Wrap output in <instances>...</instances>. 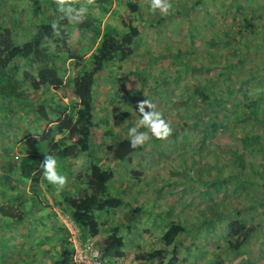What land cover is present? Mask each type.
I'll list each match as a JSON object with an SVG mask.
<instances>
[{"label":"rangeland","instance_id":"374dc122","mask_svg":"<svg viewBox=\"0 0 264 264\" xmlns=\"http://www.w3.org/2000/svg\"><path fill=\"white\" fill-rule=\"evenodd\" d=\"M37 1L41 7L34 12ZM135 2L139 6L137 13H131L123 4L112 3L101 18L100 27L106 23L120 29L125 24L136 25L140 37L136 40L132 56L123 64L109 67L99 75L94 90V114L98 124L95 152L103 166L114 167L116 176L111 184L112 193L142 207L144 212L125 240L124 259L132 264H146L136 260V256L165 249L160 238L166 223L179 221L186 228L185 234L177 241L179 264H237L239 260L264 264V243L261 241L264 242V211H242L253 202L255 190L245 192L238 181L203 190L210 180L220 179L221 176L231 175L245 180L243 174L237 172L239 168L229 163L232 147H241L240 123L229 115L228 127L224 126V130L207 138L200 129L206 116L196 114L200 105L191 99L192 88L197 84L212 82L213 90L224 89L225 83L216 77L233 63L237 67L233 78L235 82L247 80L244 89L250 96H257L262 91L264 0H170L172 10L167 16L159 12L150 13V0ZM53 5L52 8L46 0H0V25L17 23L14 30L16 35L20 27L30 26L33 20H55L60 13L56 2ZM237 6L242 8L239 10ZM97 10H89L83 18L98 23ZM248 17H252L256 23L253 33L244 29ZM70 26L67 29L71 33L68 41L74 45L78 35L74 26ZM229 29L241 38L239 43H225ZM20 35L16 36L21 40L24 33ZM88 43V39H85L84 46L87 47ZM233 48L241 56L234 53ZM239 58L244 60L242 65L237 63ZM208 65L211 67L206 69ZM65 69V79L74 75L71 62L65 63ZM143 78L146 81L142 86ZM123 84H128L123 99L118 96L120 101H113L114 91L123 88ZM137 89L140 91L137 92ZM43 95L64 107L73 101L69 86L58 91L50 90ZM40 96L38 92L30 98L34 102ZM146 100L155 106L153 110L163 113L173 129L172 134L166 139H151L129 161L115 163L111 153L104 151L105 146L115 142L105 135V130L111 129L119 138H130L128 129L139 126L141 115L138 106ZM262 100L264 104V98ZM18 103L22 102L0 98V159L11 160L23 154H39L36 139L40 132L48 128L46 123L37 121L31 111ZM145 111L149 109L145 108ZM125 113L130 116V122L125 120ZM242 158L247 164L246 173L257 181V193L264 194V152L254 155L244 153ZM65 165L58 163L57 171L63 174ZM252 167L259 168L262 178L252 174ZM43 181L46 183L45 177ZM47 184L50 187L39 184L33 191L26 183L15 192L6 190L0 184V206L20 194L21 200L27 202L24 210L30 207L31 218L46 214L45 209L35 206L38 203L45 205L49 214L52 213L46 214L44 226L38 221H31L26 225L0 227V239H7V242L0 243V264H51L63 247V239L67 238L68 242L75 239L76 229L53 201V197L59 198V191L72 192L75 185L71 179L63 189L48 181ZM239 210L241 213L238 217L235 212ZM124 212L125 209L112 212L114 223L122 218ZM236 217L244 218L247 227L255 228L239 252L228 248L227 233L222 226L225 221H233ZM202 221H208L210 225L203 227ZM35 226L38 228L35 229ZM101 239L102 235L93 240L100 246Z\"/></svg>","mask_w":264,"mask_h":264},{"label":"trees","instance_id":"16d2710c","mask_svg":"<svg viewBox=\"0 0 264 264\" xmlns=\"http://www.w3.org/2000/svg\"><path fill=\"white\" fill-rule=\"evenodd\" d=\"M46 2L52 8L53 3L57 4V0H46ZM72 2L77 6L86 5L89 10L98 9L96 19L98 23L85 18L76 23L62 20L59 28L54 29L52 24L59 20L60 15L55 20L42 19L38 22L33 20L30 26H22L18 29L20 32L16 35L21 36L20 34L24 33L21 40L14 32L15 26H18L17 23L11 26L0 25V98L22 102L18 104L27 111H31L37 121L48 125V128L40 132L36 139L39 154L28 153L11 160L4 157L0 159V165H5L4 168H0V184L11 192L20 190V186L26 183L33 191L39 184L50 187L47 181L46 183L43 181L42 164L46 155L53 156L57 164H66L63 175L67 176L68 181L71 179L75 185L72 192L59 191V198L53 197V201L60 207L63 214L68 216L69 222L78 231L79 241L86 244L87 241L102 235L99 247L101 257L122 258L125 256V240L136 228L137 221L144 212L142 207H137L112 193L111 184L116 176L114 167L107 164L103 166L95 152V146L98 143L95 141V131L98 124L94 114V90L99 75H102L109 67L123 64L132 56L136 40L140 37L136 25L125 24L123 29H120L106 23L100 27L101 18L112 3L123 4L130 9L131 13H137L139 6L135 0H72ZM40 7L41 3L37 1L34 12ZM236 8L240 10L242 6ZM254 21L252 17L246 18L244 29L253 33L256 28ZM70 24L74 26L78 35L74 45L69 44L68 41L71 33L67 29L71 27ZM226 36L225 43L241 41V38L235 36V32L230 29L227 30ZM85 39L89 42L87 47L84 46ZM233 51L241 56L237 49L233 48ZM67 61L72 63L75 72L72 77L65 79ZM243 61L239 58L237 63L242 65ZM210 67L208 65L206 69ZM236 69L235 63L229 64L217 75L216 78L225 83L224 89L213 90L212 82L204 85L197 84L192 88L191 99L200 105L196 114L206 116V120L201 121L203 128L200 129L203 136L207 135V138L224 130V126L228 127L229 115H233L234 121L240 123L241 147H232L229 163L239 168L237 172L243 174L245 180L231 175L221 176L220 179L210 180L207 188L203 190H207L208 187H223L230 181H238L239 187L245 192L255 190L253 202L245 206L242 211L256 209L264 211V194L257 193L255 188L257 181L252 180L251 174L246 173L247 164L242 158L244 153L254 155L257 152H264V104H262L264 88L257 96H250V93L244 89L247 80L238 83L235 82L236 79L233 80ZM261 78L264 80V73ZM263 80L261 81L264 82ZM145 81L146 78H143L142 86ZM127 85L123 84V88L114 91L113 101L123 99ZM64 86L70 87L73 96V101L65 104V107L58 105L53 98L48 99L46 95L48 91H58ZM139 91L140 89H137V92ZM38 92L41 94L40 99L37 98L33 102L34 99L30 97ZM118 96L121 98L118 99ZM124 118L130 122V116L127 113L124 114ZM138 129L144 131L140 126ZM105 135L115 140L113 144L104 148L105 152L111 153L115 163L124 164L143 149L142 146L132 148L131 138H119L111 129L105 130ZM56 136L58 138H55ZM99 145L102 144L99 143ZM251 171L252 174L261 176L259 168L252 167ZM50 191L53 190L50 189ZM24 200L22 201L21 195L17 194L12 199L15 202L9 201L0 206V227L26 225L31 221L46 225L44 218L47 217L46 214L52 213L47 212L45 205L41 203L35 205L45 209L44 216L31 218L28 211L30 207L24 210L26 208L24 204L27 203ZM30 205L32 206V202ZM120 209H125V212L122 218L114 223L111 214ZM236 213L239 217L241 210ZM208 225H210L208 221L201 222L203 227ZM222 226L227 233L228 248L234 252L241 251L255 232V228L247 227L244 218L236 217L233 221H225ZM37 228L38 226H35V229ZM125 231L127 233L123 234ZM185 232L186 228L181 222L168 221L160 238L165 249H155L139 254L136 260L146 264L153 262L179 264L177 241ZM261 241L264 243L262 239ZM5 242H7L6 237H2L0 243ZM62 244L63 247L57 252L51 264H76L73 260L71 243L65 238ZM26 261L28 263V260ZM237 264H255V262L239 260Z\"/></svg>","mask_w":264,"mask_h":264},{"label":"clouds","instance_id":"9594fccd","mask_svg":"<svg viewBox=\"0 0 264 264\" xmlns=\"http://www.w3.org/2000/svg\"><path fill=\"white\" fill-rule=\"evenodd\" d=\"M56 7L60 13V17L59 20L52 24L54 29L59 28L60 21H79L89 11L86 5L77 6L72 0H57ZM148 10L152 14L159 12L160 15L167 16L171 13L172 4L170 0H150ZM154 107L155 106L148 100L138 106V111L141 115V119L138 123L139 126L145 128L146 131H139L136 126L128 129V135L131 138L130 145L132 148L143 146L153 138L166 139L172 134L173 129L170 123L164 118L162 112L153 110ZM145 108L149 109V111H145ZM42 166L45 179L58 189H63L68 182V178L57 171L56 159L53 156L46 155ZM98 247L100 246L98 245Z\"/></svg>","mask_w":264,"mask_h":264},{"label":"built area","instance_id":"2783aa9c","mask_svg":"<svg viewBox=\"0 0 264 264\" xmlns=\"http://www.w3.org/2000/svg\"><path fill=\"white\" fill-rule=\"evenodd\" d=\"M87 242L82 244L79 241V233L76 230L75 239L70 242L73 250V260L76 264H132L124 258H102L99 247L94 243L95 241Z\"/></svg>","mask_w":264,"mask_h":264}]
</instances>
